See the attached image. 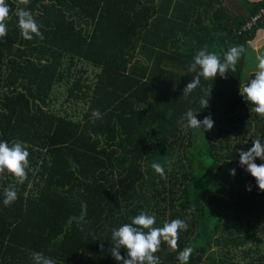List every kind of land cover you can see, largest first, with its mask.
Masks as SVG:
<instances>
[{
	"label": "trees",
	"instance_id": "16d2710c",
	"mask_svg": "<svg viewBox=\"0 0 264 264\" xmlns=\"http://www.w3.org/2000/svg\"><path fill=\"white\" fill-rule=\"evenodd\" d=\"M6 3L0 141L20 142L30 156L11 205L3 189L15 179L0 180V264H31L29 250L57 264H118L111 230L142 211L157 227L187 221L178 245L193 248L189 264H264V192L239 164V152L264 137V118L240 95L264 57L248 45L264 31V16L245 30L264 0ZM25 7L43 40L23 38L16 13ZM237 45L246 51L235 72L200 77L189 100L181 96L199 50L223 61ZM189 108L199 120L211 115L213 128L178 124ZM96 109L102 118L93 124ZM153 162L165 166L166 180ZM156 255L179 264L166 243Z\"/></svg>",
	"mask_w": 264,
	"mask_h": 264
},
{
	"label": "clouds",
	"instance_id": "9594fccd",
	"mask_svg": "<svg viewBox=\"0 0 264 264\" xmlns=\"http://www.w3.org/2000/svg\"><path fill=\"white\" fill-rule=\"evenodd\" d=\"M22 5H29L30 0H19ZM10 6L6 0H0V40L6 38L8 34V19L10 17ZM18 17V27L24 39L32 40L34 37L40 40L44 39L40 26L34 18L32 12L25 8H20L16 13ZM216 35V34H214ZM243 45L231 47L225 54L223 61L215 52H208L206 49L199 50L193 63L189 66V73H195L191 82L187 83L182 92V97L189 100L194 90L200 87V77L214 80L217 76L226 78L227 72H235L237 63L245 53ZM257 70L254 78L251 79L242 89L240 95L248 102L254 105L253 111L264 118V57L259 58ZM199 69V71H197ZM211 93V91H210ZM205 97L199 100L200 106L208 107L209 98ZM197 111L189 108L177 121L178 124L198 131H209L213 128L214 121L211 115L205 116L203 120L197 119ZM102 114L98 109L91 113V122L95 124L97 119H101ZM203 130V131H202ZM29 151L20 142L9 144L7 141H0V180L5 178V173L15 179V184L3 189L5 206L11 205L18 199L17 185H22L27 180V170L29 169ZM260 159L264 161V137L253 141L252 147L247 151L239 152V164L246 166V170L255 178L258 188L264 192V163L257 164L255 161ZM170 166L171 161H166ZM151 168L162 179L166 180L167 175L165 166L159 162H153ZM231 175H235V169L230 170ZM248 190L251 188L248 186ZM83 222V218H81ZM156 217L146 212H140L131 219L130 223H125L118 228L111 230L112 248L111 256L118 264H161L160 257L156 255L161 251V245L166 243L168 250L177 252L179 264H189L193 248L190 246L179 250V233L186 231L189 224L186 220L174 219L171 222H164L162 227H157ZM83 227L81 231H83ZM103 249V243L100 244ZM126 250V258L121 255L120 250ZM31 264H57V261L46 256L43 251H28Z\"/></svg>",
	"mask_w": 264,
	"mask_h": 264
},
{
	"label": "crops",
	"instance_id": "0c3cea01",
	"mask_svg": "<svg viewBox=\"0 0 264 264\" xmlns=\"http://www.w3.org/2000/svg\"><path fill=\"white\" fill-rule=\"evenodd\" d=\"M228 1H230V0H228ZM248 1L258 2L260 0H248ZM248 45L252 51L257 52V53L261 51L262 55L264 56V31H258L256 33L254 40L251 43H249Z\"/></svg>",
	"mask_w": 264,
	"mask_h": 264
},
{
	"label": "built area",
	"instance_id": "2783aa9c",
	"mask_svg": "<svg viewBox=\"0 0 264 264\" xmlns=\"http://www.w3.org/2000/svg\"><path fill=\"white\" fill-rule=\"evenodd\" d=\"M262 16H264V8L258 15L254 16V18L251 17L249 23L245 26V30L248 31L252 25L256 24L261 19Z\"/></svg>",
	"mask_w": 264,
	"mask_h": 264
},
{
	"label": "rangeland",
	"instance_id": "374dc122",
	"mask_svg": "<svg viewBox=\"0 0 264 264\" xmlns=\"http://www.w3.org/2000/svg\"><path fill=\"white\" fill-rule=\"evenodd\" d=\"M250 70H251V69H250ZM250 70H249L248 68L245 69V71H244V76H245V78L248 77V74H249ZM254 70H257V68H254ZM252 71H253V70H252Z\"/></svg>",
	"mask_w": 264,
	"mask_h": 264
}]
</instances>
